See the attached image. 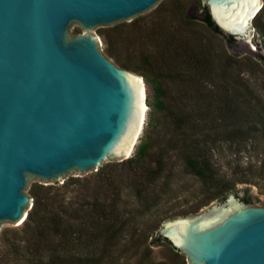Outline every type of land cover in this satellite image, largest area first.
I'll list each match as a JSON object with an SVG mask.
<instances>
[{"label":"rangeland","instance_id":"rangeland-1","mask_svg":"<svg viewBox=\"0 0 264 264\" xmlns=\"http://www.w3.org/2000/svg\"><path fill=\"white\" fill-rule=\"evenodd\" d=\"M202 3L160 0L130 22L91 30L102 53L119 68L127 65L125 70L144 83L146 112L130 158L142 141L149 139L148 163L138 174L143 178L160 164L161 175L141 199L135 193L134 172L123 157L105 161L97 171L72 172L61 181L35 180L29 184L25 192L32 204L31 189L35 188L41 196H53V209L65 218L75 211L77 231L87 228L98 235L90 244L82 238L81 243L67 246L55 239L36 261L181 264L183 257L186 262L183 254L176 256L164 243L151 245L165 222L195 216L231 197L235 204L251 198L248 206L264 207V125L260 123L263 120L264 124V0L249 22L248 37L237 43H229L201 21ZM69 35L80 34L72 31ZM257 58H262L261 62ZM236 128L245 129V140L240 144L210 145L203 141L211 131L224 134ZM185 139L202 141L218 176L234 183L225 198L210 200L214 186L189 173L180 151L174 148ZM107 175L112 184L101 182ZM97 206H108L107 214L98 221ZM149 206V212L139 215ZM129 217L132 223L118 228L117 222ZM23 226L24 222L1 226L0 264H30L27 258L13 259L11 253L2 261L14 240L22 250L27 245Z\"/></svg>","mask_w":264,"mask_h":264},{"label":"water","instance_id":"water-1","mask_svg":"<svg viewBox=\"0 0 264 264\" xmlns=\"http://www.w3.org/2000/svg\"><path fill=\"white\" fill-rule=\"evenodd\" d=\"M159 1L0 0V229L26 220L25 190L35 180L61 181L130 158L120 149L138 117L136 75L109 60L91 30L130 22ZM253 1L202 5L220 35L237 43L249 27L232 33L216 16L249 13ZM158 236L187 264H264V207L231 197L165 222Z\"/></svg>","mask_w":264,"mask_h":264},{"label":"trees","instance_id":"trees-1","mask_svg":"<svg viewBox=\"0 0 264 264\" xmlns=\"http://www.w3.org/2000/svg\"><path fill=\"white\" fill-rule=\"evenodd\" d=\"M202 11L204 17L203 19H201V21L207 27L212 29L215 33L220 34L217 28L213 26V23L211 22L210 17L207 14V11L204 6H202ZM228 42L233 43L234 40L230 38L228 39ZM261 60L262 58H259L257 62H261ZM256 64L257 66H259L258 63ZM121 67L122 69L129 68L127 67V65H123ZM157 91L158 93H160L159 89ZM157 106L160 107L161 103L157 102ZM262 121L263 120H261L260 123L264 125ZM211 132L212 134H207L206 139L203 140L205 141V144L209 143L210 145H215L217 142H224L233 145L235 143L240 144L242 141L245 140L243 139L245 135L243 134L245 132V129L242 130L241 128L233 129L229 131V133L227 132L224 134L215 131ZM201 142L202 141L196 139H185L183 140V142L181 141L180 144L176 143L177 145L175 144L174 148H177L180 151L181 157L183 158L189 173L198 177L204 183L208 185L212 184L214 186L213 188L215 190L210 194V200H214L220 197L225 198L226 195L232 190L234 183L229 182L224 178L222 179L220 178V176H218L217 172L213 168L211 157L208 154V150H206V148L201 147ZM170 148L171 147H166L165 150ZM149 150H151L150 140L145 139L138 146L135 156L127 159L126 161L127 165L131 167L134 172V178L136 180L135 185H137L135 193L136 196H138L140 199L146 194H148L151 189H153V184L157 181L159 175H161L162 170L160 164H158V167L156 166L155 169H151V171L145 173V180L143 179L144 177L142 178L141 176H139L140 174H138V169L141 167L143 168L148 163L147 158L150 154ZM162 155L163 154H161V156ZM107 176L108 178L106 177L105 179H101V182H106V184H112L113 181L111 180L110 176ZM242 183L247 182L243 180ZM208 188L210 189L211 187ZM100 189L101 187L98 189V191H100ZM31 196L33 198V204L30 213L24 221L23 226V232L28 234V237L25 239V243H27V245L24 246L25 248L23 247L24 249L22 250V246L14 240L11 244V247L9 248L8 254L3 256V262H5V259L9 257V253H11L13 255V259L15 260H20V257H22L27 258V261L30 264H42L41 262L36 260H40L43 257L44 252L52 247L53 241H55V239H57V242L59 243H66L67 246L70 243L73 245L76 241L81 243L82 238H84V242H87L89 244L90 242H94L95 240H97V233L94 235L93 231H89L87 228H84L81 231L76 230L77 226L74 221L77 220V217L73 214L75 213V211H73V213H68L67 218H65V215L61 214L60 212H56L53 209L52 204L53 196H41L35 188L31 189ZM242 201L246 204H249L251 203L252 199L244 198ZM107 207L103 206L100 208L97 206V221L98 219L104 217L107 214ZM143 207H145V205H143ZM150 209L151 206L142 209L141 213L139 212V215L146 214L150 211ZM131 221L132 218L129 217L126 220L123 219L117 222L118 228H124L126 225L132 223ZM94 223L92 222L93 226H95ZM111 228H113V223L111 224ZM111 238H114V236H112ZM162 243L166 244L167 247L170 248L176 256L180 257L181 253H179L171 245V243L163 237H160L158 235L155 236L151 242V245L159 246ZM181 264H186L184 257L181 261Z\"/></svg>","mask_w":264,"mask_h":264},{"label":"bare ground","instance_id":"bare-ground-1","mask_svg":"<svg viewBox=\"0 0 264 264\" xmlns=\"http://www.w3.org/2000/svg\"><path fill=\"white\" fill-rule=\"evenodd\" d=\"M252 5L255 7L252 10H250L249 13L245 11L243 14H240L239 16L236 15L229 17L216 16V18L225 29L231 31L232 33L245 35L247 29L246 27L249 25V21L252 19V17L260 8V4L257 0H254ZM135 85L139 98L138 99L139 112H138V117L136 119L135 128L129 131L125 143H123L120 149V151L123 152L126 156L130 155V153L132 152V148L136 140L138 139L137 137L139 136L140 131L142 129V124L146 112L144 83L142 82L141 78L138 76L135 77Z\"/></svg>","mask_w":264,"mask_h":264},{"label":"flooded vegetation","instance_id":"flooded-vegetation-1","mask_svg":"<svg viewBox=\"0 0 264 264\" xmlns=\"http://www.w3.org/2000/svg\"><path fill=\"white\" fill-rule=\"evenodd\" d=\"M233 43H236V41H234Z\"/></svg>","mask_w":264,"mask_h":264}]
</instances>
